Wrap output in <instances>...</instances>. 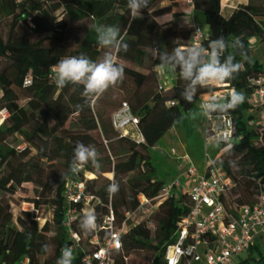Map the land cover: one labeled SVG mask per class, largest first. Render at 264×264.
Wrapping results in <instances>:
<instances>
[{"label":"trees","instance_id":"1","mask_svg":"<svg viewBox=\"0 0 264 264\" xmlns=\"http://www.w3.org/2000/svg\"><path fill=\"white\" fill-rule=\"evenodd\" d=\"M164 1L167 4L158 7ZM180 2L193 10H174ZM222 3L223 0H193L190 5L186 0H149L141 18L138 14L132 19L128 0H0V62L4 61L0 66V112H8L0 124V192L13 196L18 191H28L25 183L34 185V196L27 200L34 208L22 209L17 216L11 199L0 197V264H23L25 258L30 259V264H57L61 249L72 244L65 218L64 191L69 178L85 179L88 191L100 198L94 211L97 220L111 206L119 226L125 213L138 207L140 193L150 198L160 194L166 181L158 176L151 148L210 91V86L199 89L195 101L187 103L181 98L186 82L178 72L175 85L159 87L156 69L160 63L152 50L166 52L177 46H191L193 30L179 28L176 19L181 16L192 14L197 22L208 25L205 48L220 36L230 44L237 39L243 44L247 58L240 50L229 47L228 53L234 54L243 67L234 79L224 82L245 97L226 115L235 118L237 136L221 144L214 161L236 183L233 190L237 197L224 199L230 210L235 212L236 206L253 204L258 194L264 193V127L250 112L249 100L254 90L251 79L263 67L253 54L252 41H264V0H248L234 8ZM166 13L174 19H152ZM3 21L9 23L7 37L1 29ZM97 25L118 26L129 45L127 51L113 50L118 63L124 66L123 81L98 97H85L83 86L56 87L51 67L59 59L84 54L96 60L108 51L97 43ZM27 80H31L30 85ZM124 102L138 117L145 141L115 128L113 114ZM11 138L19 145L13 144ZM77 141L96 146L99 170L89 163L77 174L69 171ZM230 160L236 162L234 166H230ZM107 173H113L114 178H107ZM112 182L118 183L119 190L109 196L106 189ZM43 205L53 208V236L48 234L52 231L50 221L44 225L39 221L38 211ZM191 206L185 193L171 194L157 208L155 231L144 222L134 225L128 221L123 237L125 253L133 257V253L148 251L155 264H165L163 245L175 238L179 221ZM81 216L73 223L80 235V246L73 252L72 264H82L86 252L95 248L90 243L93 232L85 234L79 227ZM261 237L264 233L236 264H264V247L258 242ZM44 244L48 245L46 253L41 250ZM117 264L124 263L118 260Z\"/></svg>","mask_w":264,"mask_h":264},{"label":"built area","instance_id":"2","mask_svg":"<svg viewBox=\"0 0 264 264\" xmlns=\"http://www.w3.org/2000/svg\"><path fill=\"white\" fill-rule=\"evenodd\" d=\"M192 5L193 0H186ZM225 5L224 7H226ZM208 37L199 25H195L191 36V46H203V41ZM254 46V45H253ZM256 45L253 47V49ZM260 54L256 56L263 67L251 81L254 90L249 97L252 107L250 112L257 116L264 127V41H258ZM26 84L30 85L31 80ZM160 89L164 85L160 83ZM228 83L214 82L210 85L207 97L201 103H211L214 99L225 97L231 93ZM171 104H175L174 101ZM3 122L8 115L6 109L2 110ZM206 134L208 142L220 144L231 142L234 138L236 120L232 115L218 118L205 117ZM113 124L124 135H131L138 141H145L139 130V120L127 102L113 114ZM133 130L137 133L134 134ZM190 160L188 155L182 156V161ZM210 165L209 168H207ZM207 167L200 171L197 166L190 164L186 170L187 181L184 190L179 194L173 192V187L179 186L180 181L171 184L165 183L160 194L154 198L144 193L138 195L139 205L134 211L125 213L121 226L117 224L116 215L111 206L109 212L97 220L98 227L93 232L90 243L95 246L86 252L82 264H117L118 260L124 264H131V256L125 253L123 237L128 230V221L133 224L144 222L148 228L155 231L157 228L154 216L159 204L169 195L176 196L185 193L191 201L190 211L183 215L175 231V238L163 245V262L165 264H236L256 238L264 233V193L258 194L253 204H244L235 207V212L230 210L224 199L231 192L236 183L228 172L217 164L214 159L208 160ZM82 169V168H81ZM87 177L91 175L86 174ZM65 199L67 208L65 212L66 225L72 244L69 248L75 252L80 246V235L73 229V223L85 210L95 211V205L100 203V198L90 193L86 180L69 178L65 185ZM23 264H30V259L25 258ZM149 264H155L154 260Z\"/></svg>","mask_w":264,"mask_h":264},{"label":"clouds","instance_id":"3","mask_svg":"<svg viewBox=\"0 0 264 264\" xmlns=\"http://www.w3.org/2000/svg\"><path fill=\"white\" fill-rule=\"evenodd\" d=\"M148 5L149 0H128L127 6L131 18L136 19L138 14L141 18L142 10L147 9ZM94 31L97 43L108 51L96 60L84 54L64 56L59 59L51 67L52 79L56 87L64 88L70 84L83 86L82 94L85 97H98L123 81L124 66L118 63L117 56L113 54V50L127 51L129 48L121 37L120 28L115 25H97L94 26ZM229 47L240 50V54L247 58L239 39L230 44L223 36L210 40L206 48L177 46L166 52L153 49L151 54L159 60L161 68L170 70L172 73L178 72L180 79L186 82L181 98L187 103H193L199 89L206 88L214 82L224 83L232 80L241 71L243 65L236 61L234 54L228 53ZM244 100V94L233 89L226 97L214 99L211 103H201L200 115L207 118L212 117L213 114L226 116ZM99 159L100 154L95 145L77 141L69 171L77 174L89 163L94 169L99 170L101 167ZM235 163L234 160L229 161L230 166H234ZM106 190L109 196H114L119 190V185L117 182H112ZM79 227L85 234L94 232L98 227L96 214L85 210L80 217ZM41 250L46 253L48 245H42ZM72 256L71 248H62L57 264H72Z\"/></svg>","mask_w":264,"mask_h":264},{"label":"rangeland","instance_id":"4","mask_svg":"<svg viewBox=\"0 0 264 264\" xmlns=\"http://www.w3.org/2000/svg\"><path fill=\"white\" fill-rule=\"evenodd\" d=\"M248 0H223V6L227 5L226 7H237L241 4L246 3ZM167 4V1L162 2L158 7H163ZM174 10H177L179 12H185L187 10V8L185 7V5L183 3H177ZM152 19H155L158 22H166L169 21L171 19H174V17L172 16V14L166 13V14H162V15H158L155 17H152ZM177 24L179 25V28L184 29V30H193L195 25H199L205 32H208V25L206 23L203 22H197L196 19L192 16H181L178 17L177 19ZM2 33L4 35V37H7V33L9 30V23L6 21L2 22ZM258 38H255L252 41V44L256 47L253 49V54L255 56H258L260 54V49L258 47ZM4 62V61H3ZM3 62H0V66L3 64ZM127 65V64H126ZM129 65V64H128ZM133 67H135L134 65H131ZM157 70V69H156ZM161 71V70H160ZM175 79V77H174ZM198 107L192 108L191 110H189V112H187L188 114H183V117H181L179 119V121L176 123L179 125L180 127V135H175L173 138H169V144L167 146H165V153L170 154L168 151H170V149L172 147H176L179 148L181 145V141L184 137H188V139L191 142V146L189 148V154L192 156V158L197 162V163H204L206 161V153H209V156L214 158L215 154H216V150H218L221 146L220 143L218 142H212L210 143V145H205V136L203 134V128H201L199 126V121L197 122V116L195 114L194 110H198ZM3 119V114L2 112H0V122ZM182 124H184V127H182ZM166 137H163L162 140ZM165 140V139H164ZM10 141L15 144V145H19V143L16 141L15 138H11ZM163 142V141H162ZM175 148V149H176ZM172 149V152L175 154L176 150ZM178 158H176V161H178L179 164L182 163V157L177 156ZM153 160H154V164L157 167V173L158 176L160 177V179L165 180L167 183H172L175 180H179L181 183H184L186 181V177H179L180 175V171L184 172V169H180V168H176V170L174 171H170L167 174L164 173L165 167L163 165H161L157 159L156 156H153ZM184 164V163H182ZM182 166V165H181ZM186 167V166H185ZM184 167V168H185ZM94 174V173H92ZM96 176V174H94ZM95 176H93L92 178H95ZM105 176L109 179L114 178V174L113 173H107L105 174ZM24 188H27L28 191L24 192V191H18L15 195H10L9 193H1L0 192V197L1 196H6L7 198H10L12 201V210L14 212V214L17 216L20 211L22 209H26V210H31L33 209V204L28 202V198H31L34 196V185L32 183H25ZM181 193V191L179 190V194ZM237 197V195L234 194V190H232L231 192L228 193V195L226 196V198L228 200H232L235 199ZM236 206V204H234V207ZM38 214L40 215L39 217V221L41 223V225H44L46 221H50L51 224V228L52 231H50L48 234L49 236H53L54 235V229H53V208L50 205H43L39 211ZM133 222V220H132ZM263 247H264V237H261L260 240L258 241ZM153 260V254H151L148 251H143V252H138V253H133V257L130 258V262L131 264H148V262H151Z\"/></svg>","mask_w":264,"mask_h":264},{"label":"crops","instance_id":"5","mask_svg":"<svg viewBox=\"0 0 264 264\" xmlns=\"http://www.w3.org/2000/svg\"><path fill=\"white\" fill-rule=\"evenodd\" d=\"M192 10H193L192 8H187V11L191 12ZM189 16H192V14L189 15ZM157 74H158L160 83H162L164 85V87L169 88V87L175 85L177 73H172L170 70H166V69H163L160 66H158L157 67ZM174 77H175V79H174ZM207 95H208L207 93L203 94L201 96L200 100L192 107V108L195 107V109H196V107H198L197 108L198 110H194V111H195V114L197 116L196 120H197V122L199 121V126L204 129L203 130L204 136L206 134V120H205L204 116L200 115L199 105L201 104L202 100L207 97ZM184 114H188V113L186 112ZM182 127H184V124H182ZM133 132H134V134L137 133L135 130H133ZM175 135H178V136L180 135V127H179L178 124H175L174 126H172L170 128V130L163 136V137L167 136V138H164L165 140L164 139L162 140V138H163L162 137L160 139V141L154 147L151 148L152 156H156L158 161H159V163L165 167L164 173H166V174L168 172H170V171L176 170L177 167L180 168V169L183 168L184 172L180 171L179 177H183L184 176V177H186V181H187L186 170L190 166V164H194L195 166H197V168L200 171H204L206 169V167H207L208 160L215 159L219 155V149L216 150V154H215L214 158L210 157L209 153H206V161L204 163H202V164L197 163L192 158V156L188 153L189 152L188 150H189V148L191 146V142L188 139V137H185V139L183 137V139L181 141V145H180L179 148L172 147L170 149V151H168L170 154L165 153V150H166L165 146H167L170 143L169 142V138L171 140V138H173ZM205 143H206L205 145L207 146V145H210V143H212V142L206 141V138H205ZM172 149L176 150L175 154L172 152ZM180 155H181V157L184 156V155H188L190 157V160L187 161V162H183L182 161V163H184V164H182V163L179 164L178 161H176V158H178L177 156H180ZM185 182L184 183H180L179 186L173 187V192L176 193V194L179 193V190L182 192L184 190Z\"/></svg>","mask_w":264,"mask_h":264},{"label":"water","instance_id":"6","mask_svg":"<svg viewBox=\"0 0 264 264\" xmlns=\"http://www.w3.org/2000/svg\"><path fill=\"white\" fill-rule=\"evenodd\" d=\"M237 136V134L236 133H234V137H236Z\"/></svg>","mask_w":264,"mask_h":264}]
</instances>
